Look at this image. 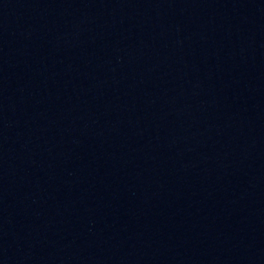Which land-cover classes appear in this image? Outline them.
Here are the masks:
<instances>
[{
    "label": "water",
    "instance_id": "water-1",
    "mask_svg": "<svg viewBox=\"0 0 264 264\" xmlns=\"http://www.w3.org/2000/svg\"><path fill=\"white\" fill-rule=\"evenodd\" d=\"M0 264H264V0H0Z\"/></svg>",
    "mask_w": 264,
    "mask_h": 264
}]
</instances>
